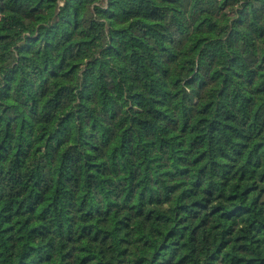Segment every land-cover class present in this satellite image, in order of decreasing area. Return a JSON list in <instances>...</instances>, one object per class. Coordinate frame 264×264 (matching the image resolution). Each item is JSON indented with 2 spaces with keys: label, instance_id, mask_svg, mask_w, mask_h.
Wrapping results in <instances>:
<instances>
[{
  "label": "trees",
  "instance_id": "1",
  "mask_svg": "<svg viewBox=\"0 0 264 264\" xmlns=\"http://www.w3.org/2000/svg\"><path fill=\"white\" fill-rule=\"evenodd\" d=\"M0 264H264V0H0Z\"/></svg>",
  "mask_w": 264,
  "mask_h": 264
}]
</instances>
